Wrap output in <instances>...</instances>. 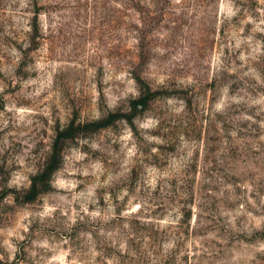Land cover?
Returning <instances> with one entry per match:
<instances>
[{
    "label": "rangeland",
    "instance_id": "rangeland-1",
    "mask_svg": "<svg viewBox=\"0 0 264 264\" xmlns=\"http://www.w3.org/2000/svg\"><path fill=\"white\" fill-rule=\"evenodd\" d=\"M0 264H264V0H0Z\"/></svg>",
    "mask_w": 264,
    "mask_h": 264
},
{
    "label": "trees",
    "instance_id": "trees-1",
    "mask_svg": "<svg viewBox=\"0 0 264 264\" xmlns=\"http://www.w3.org/2000/svg\"><path fill=\"white\" fill-rule=\"evenodd\" d=\"M145 103V102H144ZM50 170H46L45 171V174H48ZM37 183L36 181H33V184H32V194L30 196V199H33L35 197V195L37 194L38 190H37Z\"/></svg>",
    "mask_w": 264,
    "mask_h": 264
}]
</instances>
